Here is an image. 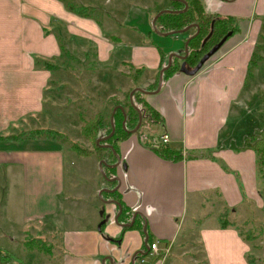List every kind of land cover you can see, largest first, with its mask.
<instances>
[{"label":"crops","instance_id":"0c3cea01","mask_svg":"<svg viewBox=\"0 0 264 264\" xmlns=\"http://www.w3.org/2000/svg\"><path fill=\"white\" fill-rule=\"evenodd\" d=\"M107 1L0 0L1 261L146 264V258H151L153 264H179L185 254L181 250L191 243L186 239L194 236L192 244L196 247L197 241L202 251L201 260L195 259L199 264H248L249 243L233 225H202L198 218L183 230V222L189 203L199 212L205 198L221 202L232 213L247 202L257 207L263 202L264 168L259 171L255 149L241 146L244 137L261 130L264 108L259 96L264 87L258 93L256 86L264 85V57L252 62V56L259 51L264 0H202L208 14L245 20L238 21L237 31L197 73L179 70L162 80L157 92L154 84L161 61H168L171 53L183 54L193 31L164 35L152 26L158 11L172 8L171 0ZM69 4L86 7L88 15L76 13ZM76 52L93 60L88 72L95 67L103 71L94 81L109 85L111 93L104 94L101 104L110 109L109 116L116 106L126 113L120 95H126L129 103L131 90L151 91L144 94L145 100L162 118L163 132L155 136L158 125L155 129L150 125L146 129L154 138H149L168 134L167 147L184 155L209 153L178 161L164 159L147 142L139 141L138 133H131L116 142L119 164L109 166L115 168L109 178L117 177L118 196L100 202L99 191L107 187L85 186L89 182L78 178H92L100 170L99 161L88 170L92 156L68 160L60 142L54 144L44 134L30 135L37 128L27 124L47 122L46 115L52 113L59 115L52 105L53 91L57 83L59 90L69 85L63 72L72 67L66 58ZM31 84L36 87L30 94ZM244 115L250 116L245 123ZM230 118L234 121L228 124ZM234 123L252 132L243 134L238 149L236 144L226 146L227 127L233 128ZM125 124L130 130L131 123L125 120ZM116 199L127 208L117 219L119 208L112 202H119ZM134 214L136 227L123 225ZM146 231L151 242L158 241L160 248L167 246L174 253L157 261L145 248ZM119 237L120 241H113ZM29 238L37 239L36 243L27 245ZM142 252V260L135 258Z\"/></svg>","mask_w":264,"mask_h":264},{"label":"rangeland","instance_id":"374dc122","mask_svg":"<svg viewBox=\"0 0 264 264\" xmlns=\"http://www.w3.org/2000/svg\"><path fill=\"white\" fill-rule=\"evenodd\" d=\"M99 1L103 3L106 1L105 3L109 4L107 0H99ZM245 14H246V11L244 10V15ZM96 15H99V11L96 12ZM213 15H217V14H213ZM123 16L124 15H120L121 18H123ZM241 17L243 18L237 17V20H236L237 26H238V21L245 20L244 16H241ZM125 18L127 19L128 16L125 15ZM187 30L189 31V29ZM190 30L193 31L194 29L190 28ZM168 38L170 37L168 36ZM171 41H174V38H172ZM178 43L179 42H176V44ZM260 49H261L260 52L264 55V51L262 50V48ZM75 54H73L72 57L68 55V57L66 58L68 62L67 64H69V66H72V67L70 69L65 70V72H63L64 79H68L69 85H64L63 88L59 90L60 87H56L57 85H59L57 83V85L55 86V90L53 91L52 105L56 106L55 109L58 112H60L59 115H55L52 113L51 116L46 115L47 122L37 120V124L35 123L32 124V122H27V124H28V127H34L37 129H39V127H45V128L48 127V130H51L53 134L52 135L49 133H43V134L46 135L47 138H50V139L52 138L54 144L55 142L61 143V146L63 147V149H65L64 155L67 156L68 160L72 159L73 161L76 162L78 157L80 156H83V157L92 156L94 160L90 161L86 165L87 169L89 170L91 169V166L93 165V163H96L97 161L100 162V160H104V161L111 160L110 151L108 150V147L111 145L109 146L108 144L103 145L98 150V148H95L96 140H94V138L92 137V134L95 131L93 129V126L91 127L90 131L84 130L85 124L97 116V118L100 119L102 123V127L98 128L96 131L98 135L97 140L98 138L107 136L111 132V126L109 125L110 109L106 108L104 110L105 107L101 106L104 94H107V93L109 94L111 92L107 91L109 88L108 84H102V83L100 84L94 81V80H98V77H100L103 74V71H101L100 68L97 69V67H95L93 71L88 72L90 69L89 66H92L94 63L93 60H91V58L87 56L86 57L83 56L81 52H78V53L76 52ZM64 55L66 56V54ZM255 57H257V55ZM78 73H79V76H77ZM90 73H93V75H91ZM113 77L115 76H112V79ZM99 81H102V80L99 78ZM33 87H36V85L34 86L33 84H31L28 90L30 94L34 91ZM261 87H264V85L261 86V83L260 84L257 83L256 89L258 90V93L262 92ZM120 98H122L123 101L126 103L125 105L127 108V111H126V114H127L128 107H129L128 100L126 99L127 96L125 95L124 97V95H120ZM255 99H256V96H255ZM261 104L263 105V108H264V102L261 101ZM101 110L102 111L104 110V112L101 113L100 112ZM127 119L128 117L126 118V123H127ZM242 120H243V123H245L247 120H250V116L245 118V115H244L242 117ZM233 121L234 119L230 118L228 124H230ZM255 125H257V123ZM259 125L261 126V130L255 132V134H258V135H260L261 131L264 129V109H262V107H261V112H260ZM144 128H146V125H144ZM151 129H155V128L151 125ZM144 131L147 132L148 129ZM107 132L109 133L107 134ZM162 132H163V127L161 125H158L157 131L154 133V135L158 137ZM246 133L252 134L251 131L249 132L248 130H246L245 126H240V124L234 123L233 128L227 127L226 134H225V137L227 138L226 146H230L233 144L237 145V143H239L243 139V134H246ZM248 137L249 136L244 137V139ZM262 137L264 138V133ZM107 138L108 137H105L104 139H100L99 142L100 141L103 142ZM249 139L250 138H248V140ZM45 142H48V140H46ZM239 147L240 146H238L237 149ZM79 150L88 151V154L80 153ZM257 155H258V161H259L258 164L261 165L260 162L264 159V151L262 150L257 151ZM114 156L116 157L115 153H114ZM82 164H83V161H82ZM103 166L104 164L102 165V170H103ZM102 170L100 169L99 171L95 172V175L92 178H82V176L80 177L78 176V178H80L79 181L84 180V182L85 181L89 182V184H86L85 186H88V185L93 186V187L106 186L107 188L112 189V185H114L113 183L114 181L108 180L109 177H105L103 175L104 173ZM261 193L263 194V195L260 194L263 202H260L259 203L260 205L258 207L255 205L254 202L249 203L246 201L247 203H245L244 206H241L240 208L238 207V209L233 211V213L231 209L225 207L223 204H221V202L216 204L213 201L207 200L210 198H205L204 207L202 209H199V212H194L193 206L189 203L187 207L186 216L184 219L185 221L183 222V230L186 229L187 225L188 227L190 225H193L194 222L198 221V218H200L199 220L202 223V225L203 224L209 225V224H214V223H219L221 227L222 225H225V226L233 225L234 227L239 229L241 234L245 237V239H247L249 243V252L247 254L248 264H264V192H261ZM98 198L100 202H103L104 200H106L99 196ZM193 237L194 236H188V238L186 239L187 241L188 240L191 241V243L189 242L186 248L181 250V252L184 251L185 254H182L183 256L180 257L179 264H197V263L199 264V261H196L195 259L201 260L202 251H201V248L197 245L198 244L197 241H195L197 243V244L195 243L196 247H194V245L192 244L193 239H194ZM29 240H33V241L32 243L28 242L27 245L29 244L34 245L37 241V239L35 238H29ZM39 240H40L39 244H43V241L41 239ZM148 249L149 251H151L150 247ZM172 253H174L173 249L171 250L169 248L168 253L164 255L163 257L156 256L157 261H159L160 263L163 262V260L167 258L168 256L172 255ZM10 259H11L10 261L13 260L12 258ZM1 260H4V258L2 259L0 258V264L6 263V262H2ZM152 261H155V260H152L151 258L147 260L146 258L147 263L153 264Z\"/></svg>","mask_w":264,"mask_h":264},{"label":"trees","instance_id":"16d2710c","mask_svg":"<svg viewBox=\"0 0 264 264\" xmlns=\"http://www.w3.org/2000/svg\"><path fill=\"white\" fill-rule=\"evenodd\" d=\"M185 3L187 4V8L183 11L179 12H164L161 13L157 19L155 20V28L162 33H168L175 30L183 29L191 24H196L199 28V32L194 35L188 42V54L184 59H180L177 56L172 57L171 65L163 71L162 74V80H165L173 73L180 70L181 63H184L187 68H193L199 59L212 47H214L224 36L229 37L230 35L234 34L237 31V25H236V19L233 16H219V15H212L208 14L204 11L202 0H171V5L173 10H181L184 8ZM69 7L74 10L76 13L88 15L86 13L87 8L84 6H75L73 4H69ZM193 33H195L196 28L193 27ZM264 51V17L262 18V30L260 33V43L257 46L258 52H254L252 56V62L257 61L261 59V49ZM257 55V57H255ZM167 61L165 62V59L161 61L160 68L163 67V64L165 65ZM45 68L52 67L49 64L44 65ZM157 83L154 84V88H156ZM145 93L141 92L140 90L136 89L134 90L132 94V102L129 100V109L126 114L128 117L127 121L131 123V128H133L138 120V112L137 110H140L142 113V123L141 126L144 124H150L153 127H156L161 122V117L159 116V113L151 107L147 101L145 100ZM260 99L262 102H264V93L260 96ZM113 125H114V134L110 137H108L105 141L99 142L95 144V148L100 149L103 145H111L112 148L108 147V150L110 151V157L111 160H107L106 162L108 164H111L115 161L116 157L114 156V153L118 155V149L116 147V142L118 140H122L127 138L131 135L129 131H127V126L125 124V127L122 125L124 114L123 111L120 108H116L113 113ZM110 125V123H109ZM93 126V129L95 130L92 134V137L94 140H97V129L102 127L101 120L97 118V116L88 121L85 126V131H90L91 127ZM110 132V131H109ZM107 132V134L109 133ZM43 133H49L53 134L51 130H44V129H35L30 132V135H40ZM146 133L150 138H154L153 134H149L148 132H145L144 129L141 127L138 131V135ZM264 133V129L261 131L260 135L253 134L249 136L250 138H246L243 142V145L241 147H250L257 151H264V138L262 137ZM91 134V133H90ZM157 139V138H156ZM146 143V142H145ZM148 144V143H146ZM149 146V145H147ZM150 147V146H149ZM152 148L155 153H157L160 157L164 159H169L173 161L182 160L183 158H196L198 156L202 157L209 153V151L206 152V154H194L184 155L180 149L177 148H170L165 145H160L158 148ZM80 153L88 154V151L79 150ZM115 151V152H114ZM262 160V159H261ZM259 163V161H258ZM261 165L258 164L259 171L264 168V159L260 162ZM103 175L105 177H110L113 174H115V168L109 167L108 165L103 166ZM114 197L116 198L118 196V191L115 190L113 192H102L101 197ZM118 200V199H116ZM119 204L121 206V212L119 214V218H121L124 215V212L126 211V207L122 203V201L118 200ZM119 208V207H118ZM130 214V212H129ZM224 224V222H223ZM136 227V224L134 223L131 227H128L130 229H134ZM222 227H225V225H222ZM123 229H126L123 228ZM147 236V243L150 245L151 243V236L146 231ZM121 237L118 239H114L113 241H120ZM33 240H28L26 243L31 242ZM143 254H137L135 258L141 259ZM3 258V257H2ZM1 258V259H2Z\"/></svg>","mask_w":264,"mask_h":264},{"label":"water","instance_id":"95a60500","mask_svg":"<svg viewBox=\"0 0 264 264\" xmlns=\"http://www.w3.org/2000/svg\"><path fill=\"white\" fill-rule=\"evenodd\" d=\"M187 8V4L185 3V5H184V8L183 9H181V10H173V9H163V10H160V11H158L157 13H156V15L154 16V18H153V21H152V26L155 28V20L157 19V17L161 14V13H164V12H179V11H183V10H185ZM191 27H195L196 28V31H195V33L194 34H192V35H190L186 40H185V43H184V53L183 54H177V53H171V54H169V56H168V61H167V64L163 67V68H161L160 69V71H159V75H158V82H157V88H156V90L154 91V92H157L159 89H160V87H161V83H162V74H163V71L164 70H166L170 65H171V62H172V57L173 56H177V57H179L180 59H184L186 56H187V54H188V42H189V40L194 36V35H196L198 32H199V28H198V26L196 25V24H191V25H189V26H187V27H185V28H183V29H180V30H176V31H171V32H168V33H163L164 35L165 34H175V33H180V32H184V31H186L187 29H190ZM158 32V31H157ZM226 38H227V36H224L214 47H212L210 50H208L200 59H199V61H198V63L193 67V68H187L186 66H185V64L184 63H181V66H180V71H182V72H184V73H186V74H188V75H194L195 73H197L198 72V70L202 67V65L204 64V62L205 61H207L208 59H209V57L211 56V55H213L217 50H218V48L223 44V42L226 40ZM136 89H138V90H140L141 92H143V93H145V94H148V93H153V92H151V91H147V90H143V89H141V88H136ZM134 90L135 89H133V90H131V92H130V94H129V98H130V102H132V94H133V92H134ZM116 108H120L122 111H123V114H124V119H123V122H122V124H123V126L125 125V120H126V113H125V111L123 110V107H121V106H116ZM116 108H114L113 109V111H112V114H111V116H110V122H111V132L107 135V136H105V137H109L110 135H112L113 134V132H114V125H113V113H114V111H115V109ZM138 111V122H137V124H136V126L133 128V129H131V130H128L130 133H136L137 132V130H138V128H139V126H140V123H141V120H142V115H141V112L139 111V110H137ZM105 137H102V138H98V140H96V143H99V140L100 139H104ZM109 146V145H108ZM110 148L112 147V146H109ZM116 162L115 163H113L112 165H110V166H113V167H116L118 164H119V157L116 155ZM103 164H105V161L104 160H100V162H99V168L102 170V165ZM106 165H107V163H106ZM108 180H116V181H118V179H117V177L115 178H109ZM119 185V184H118ZM117 187L118 186H115L114 188H112V189H108V188H102L100 191H99V195L101 196V192L102 191H106V192H109V191H114V190H116L117 189ZM112 202L113 203H115V204H117L118 205V207H119V211H118V213H117V215H116V218L119 216V214H120V212H121V206H120V204H119V202H117V201H115V200H112ZM134 218H135V214L133 215V217H132V220H131V222L130 223H126V224H123V225H125V226H132V224H133V222H134ZM143 231H144V233H145V224H144V227H143ZM144 243H145V248L146 249H148L149 248V246L147 245V236H145V238H144ZM142 253H145V252H142ZM131 264H133V260H132V263Z\"/></svg>","mask_w":264,"mask_h":264},{"label":"built area","instance_id":"2783aa9c","mask_svg":"<svg viewBox=\"0 0 264 264\" xmlns=\"http://www.w3.org/2000/svg\"><path fill=\"white\" fill-rule=\"evenodd\" d=\"M140 141L147 142L150 147L158 148L160 145H168L170 142V138L168 134H163L160 136L158 140H148V138L145 136V134H140L138 136ZM158 241L152 242L150 244L151 254L155 256H164L168 253L169 247L165 246L163 248H160L158 245ZM5 264H11V263H5Z\"/></svg>","mask_w":264,"mask_h":264},{"label":"flooded vegetation","instance_id":"af4514ba","mask_svg":"<svg viewBox=\"0 0 264 264\" xmlns=\"http://www.w3.org/2000/svg\"><path fill=\"white\" fill-rule=\"evenodd\" d=\"M183 53H184V52H183ZM139 111H140V110H139ZM137 112H138V111H137ZM140 112H141V111H140ZM141 115H142V113H141ZM126 117H127V116H126ZM137 122H138V120H137ZM141 123H142V120H141ZM141 123H140V126H139V128H138V130H137L136 133H138V131H139V129H140L141 127L145 130V129L148 128V126L150 125V124H144V125H146V128H144V125L141 126ZM136 124H137V123H136ZM122 125H123V124H122ZM135 126H136V125H135ZM135 126H134V127H135ZM124 127H125V125H124ZM134 127H133V128H134ZM133 128H131V129H133ZM131 129H130V130H131ZM114 130H115V129H114ZM127 131H128V130H127ZM143 134H145V136L148 138V140H152V139L149 138V136H148L146 133H143ZM157 140H158V139H157ZM139 141H140V140H139ZM141 142H142L143 144H145V142H143V141H141ZM166 146H167V145H166ZM114 152H115V151H114ZM106 163H107V162H105L104 166L106 165ZM112 164H113V163H112ZM112 164H108V163H107L108 166H110V165H112ZM113 175H115V174H113ZM113 183H114V185H112V188H114L115 186H117V183H116L115 180H114ZM116 190H117V189H116Z\"/></svg>","mask_w":264,"mask_h":264},{"label":"bare ground","instance_id":"6f19581e","mask_svg":"<svg viewBox=\"0 0 264 264\" xmlns=\"http://www.w3.org/2000/svg\"><path fill=\"white\" fill-rule=\"evenodd\" d=\"M148 245V244H147ZM150 247V245H148Z\"/></svg>","mask_w":264,"mask_h":264}]
</instances>
